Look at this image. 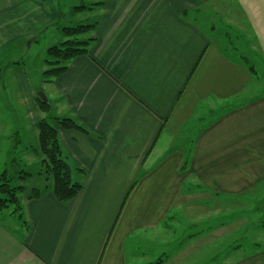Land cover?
Segmentation results:
<instances>
[{"label":"crops","instance_id":"crops-1","mask_svg":"<svg viewBox=\"0 0 264 264\" xmlns=\"http://www.w3.org/2000/svg\"><path fill=\"white\" fill-rule=\"evenodd\" d=\"M227 1L99 0L87 54L49 85L84 128L56 125L82 189L0 219V264H264V0ZM60 13L0 0V50Z\"/></svg>","mask_w":264,"mask_h":264},{"label":"rangeland","instance_id":"rangeland-1","mask_svg":"<svg viewBox=\"0 0 264 264\" xmlns=\"http://www.w3.org/2000/svg\"><path fill=\"white\" fill-rule=\"evenodd\" d=\"M222 1L230 4V1ZM55 2L60 8L61 14H63L57 22L61 27L93 24L97 21L95 10L93 12L78 13L73 8L82 5L90 6L98 3L99 0H55ZM229 32L235 35L233 30L230 29ZM33 37L30 40L24 37L0 50V173L9 169L12 175H17L19 164L18 166L16 163L13 164L11 159L21 160V163L25 166V171L32 175L26 180L15 179L13 181V186L22 185L25 188V191L19 194L21 200L25 199L33 189L43 190L46 186L51 187L53 185L52 178L47 180L45 175H39L43 169L42 157L33 153V147L38 148L39 145L38 128H32L29 125H32L30 119L32 116L28 114L29 104L27 98L29 96H25L24 89L33 90L35 103H37V97L40 93H43L48 100L50 111L43 112L39 110L42 113V119H48L49 117L64 118L55 111V104L49 92V85L51 84L49 81L54 79L45 75V72L52 67L48 62L55 60L50 56L48 50L66 39L60 27L55 26H45ZM87 38H90L89 33L79 37L81 40ZM257 72L254 84L255 95L259 93L260 96H264V70H262L260 64L257 65ZM258 79H260L259 89L257 87ZM252 84L251 82V87L254 86ZM245 94L247 95L248 92ZM23 96L26 98L24 99ZM50 122L55 121L50 118ZM17 132L19 137L17 139L13 138V136L16 137ZM17 142L19 145L16 144ZM15 145H17V149H14ZM217 204L216 201L213 205ZM262 205L264 206V203ZM10 211L11 209L6 210L0 215V219L7 220ZM200 220L202 223L200 225L203 227L206 222L204 216ZM260 221L263 224L264 215H261ZM200 225L196 227H200ZM183 230L184 224L183 227L181 226V231ZM248 238L246 236V239ZM207 251L196 252L195 260L198 261Z\"/></svg>","mask_w":264,"mask_h":264},{"label":"trees","instance_id":"trees-1","mask_svg":"<svg viewBox=\"0 0 264 264\" xmlns=\"http://www.w3.org/2000/svg\"><path fill=\"white\" fill-rule=\"evenodd\" d=\"M104 5L101 3H94L90 6L82 5L74 7L73 10L76 12L93 11L95 7ZM61 14V13H60ZM63 14H61L62 16ZM98 22L93 24L79 25L75 27H61L59 23L53 24L52 26L60 27L62 30L65 41L57 46H54L48 50L50 56L55 60L53 62H48L52 67L45 72V75L50 78H56L64 73L68 64L72 59L87 54V47L89 43L93 40L87 38L84 40L79 39L84 34H90L96 27ZM14 66V65H13ZM250 71L256 74L253 66L250 64ZM52 81V80H51ZM50 82V81H49ZM37 104L41 111L49 112L50 105L48 101L44 102L39 97H37ZM50 118L55 122L51 123ZM56 125H61L65 129H78L84 131V128L79 126L74 120L70 118H59V117H49L48 119H42L38 124V148L35 149L37 155L42 157L43 169L39 175H45L47 180L52 178L53 185L52 190L57 197V199L62 203H67L73 200L82 189V184L76 182L72 179L73 167L69 162L68 158L64 155L63 149L61 147L60 139L58 136V130ZM19 133H16L18 138ZM16 144L19 145L17 142ZM17 149V145L14 146ZM12 158L13 164H19V171L16 172L17 175H12L9 169L4 170L0 173V215H2L6 210L11 209L9 215L17 216L19 219L25 223L23 220V208L22 202L19 194L25 191L22 185L13 186V181L15 179L26 180L32 175L25 171L24 164L21 160ZM46 186L45 188H47ZM43 190L33 189L28 195L30 199L37 198L41 195ZM163 260H159L153 264H162Z\"/></svg>","mask_w":264,"mask_h":264},{"label":"water","instance_id":"water-1","mask_svg":"<svg viewBox=\"0 0 264 264\" xmlns=\"http://www.w3.org/2000/svg\"><path fill=\"white\" fill-rule=\"evenodd\" d=\"M39 98L42 100V101H44V102H46L47 101V99H46V97L44 96V94L42 93H40L39 95Z\"/></svg>","mask_w":264,"mask_h":264}]
</instances>
